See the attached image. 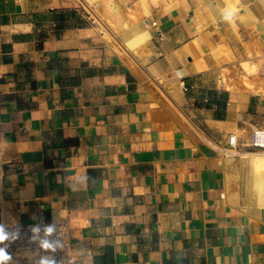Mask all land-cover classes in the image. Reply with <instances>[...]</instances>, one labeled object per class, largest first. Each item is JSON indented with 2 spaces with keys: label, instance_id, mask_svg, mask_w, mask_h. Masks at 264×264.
<instances>
[{
  "label": "crops",
  "instance_id": "crops-1",
  "mask_svg": "<svg viewBox=\"0 0 264 264\" xmlns=\"http://www.w3.org/2000/svg\"><path fill=\"white\" fill-rule=\"evenodd\" d=\"M256 130L264 0H0V213L73 264H264Z\"/></svg>",
  "mask_w": 264,
  "mask_h": 264
},
{
  "label": "built area",
  "instance_id": "built-area-1",
  "mask_svg": "<svg viewBox=\"0 0 264 264\" xmlns=\"http://www.w3.org/2000/svg\"><path fill=\"white\" fill-rule=\"evenodd\" d=\"M157 26V23H153ZM162 37V33H159ZM239 144L231 134L225 154L234 153ZM251 146L264 150V130H256ZM4 161L0 150V202L2 201ZM47 245V246H46ZM72 237L67 222L41 220L30 224H10L0 213V256H7L0 264H73Z\"/></svg>",
  "mask_w": 264,
  "mask_h": 264
},
{
  "label": "bare ground",
  "instance_id": "bare-ground-1",
  "mask_svg": "<svg viewBox=\"0 0 264 264\" xmlns=\"http://www.w3.org/2000/svg\"><path fill=\"white\" fill-rule=\"evenodd\" d=\"M261 156V155H260ZM256 157V156H255ZM261 157H263V155L261 156ZM259 159H261V158H259ZM263 160V159H262ZM261 161V160H260ZM263 163V162H262ZM258 169V168H257ZM261 173V172H260ZM259 177V176H258ZM259 184V183H258ZM264 184V183H263ZM262 184V185H263ZM261 184H259V186H260ZM259 186H258V188H259ZM263 188V187H262ZM260 189V188H259ZM264 197V196H263ZM260 201H262V199L260 198ZM259 201V202H260ZM262 203H264V198H263V201L261 202V203H259V204H262ZM264 206V205H263Z\"/></svg>",
  "mask_w": 264,
  "mask_h": 264
},
{
  "label": "clouds",
  "instance_id": "clouds-1",
  "mask_svg": "<svg viewBox=\"0 0 264 264\" xmlns=\"http://www.w3.org/2000/svg\"><path fill=\"white\" fill-rule=\"evenodd\" d=\"M46 246H47V245H46ZM6 259H8L7 256H0V262H2L3 260H6Z\"/></svg>",
  "mask_w": 264,
  "mask_h": 264
}]
</instances>
